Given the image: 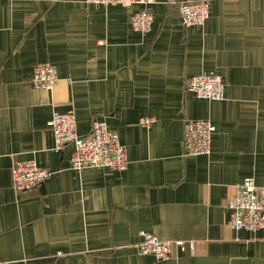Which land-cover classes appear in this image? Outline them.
Returning a JSON list of instances; mask_svg holds the SVG:
<instances>
[{
  "label": "crops",
  "instance_id": "crops-1",
  "mask_svg": "<svg viewBox=\"0 0 264 264\" xmlns=\"http://www.w3.org/2000/svg\"><path fill=\"white\" fill-rule=\"evenodd\" d=\"M181 1L154 0L145 33L130 25L139 6L0 1V264H264V231L233 230L227 209L245 178L264 183V0H204L200 28L181 23ZM38 64L55 67L51 90L34 87ZM210 73L223 101L186 90ZM69 110L79 136L94 120L116 132L126 170L75 171L72 145L54 151L47 122ZM194 120L215 127L210 152L185 157ZM26 160L55 174L16 192ZM139 232L184 249L157 260Z\"/></svg>",
  "mask_w": 264,
  "mask_h": 264
},
{
  "label": "built area",
  "instance_id": "built-area-1",
  "mask_svg": "<svg viewBox=\"0 0 264 264\" xmlns=\"http://www.w3.org/2000/svg\"><path fill=\"white\" fill-rule=\"evenodd\" d=\"M2 1V0H0ZM11 2L13 0H5ZM87 5L121 6L130 9L140 8L131 14L130 25L139 33L147 32L152 24L150 5L154 0H84ZM181 23L189 28H200L209 17V2L182 0L178 5ZM57 82V73L50 64L34 66L32 83L35 88L51 90ZM186 90L195 97L209 101L225 99V85L220 76L214 73L200 74L190 78ZM151 118H142L141 126L149 128ZM54 138V151H61L66 145H72L70 167L75 171L87 168H107L124 171L128 165L127 150L116 132L108 128L105 122L94 120L86 135L79 136L76 131V116L72 110L54 111L47 122ZM215 127L207 120L185 122L183 126L182 154L185 157L207 155L210 152L211 138ZM55 172L39 167L33 160L15 162L11 168L13 189L16 192L38 187L54 176ZM229 226L236 231H264V183L257 186L253 178H245L236 186L235 194L227 203ZM141 241L135 248L142 254L151 255L164 261L169 259L171 247L184 249L182 241L170 242L157 238L148 232H139Z\"/></svg>",
  "mask_w": 264,
  "mask_h": 264
}]
</instances>
